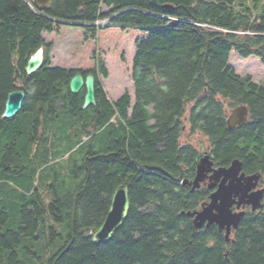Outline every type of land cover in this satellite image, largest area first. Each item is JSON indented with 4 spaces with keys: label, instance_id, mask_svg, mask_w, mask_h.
<instances>
[{
    "label": "trees",
    "instance_id": "trees-1",
    "mask_svg": "<svg viewBox=\"0 0 264 264\" xmlns=\"http://www.w3.org/2000/svg\"><path fill=\"white\" fill-rule=\"evenodd\" d=\"M236 1L51 0L42 11L34 0H0V193L39 159L50 129L59 143L83 131L75 148L83 138V145L102 146L75 165L74 190L61 182L47 203L25 188L15 206L0 205V264H264V215L244 221L235 243L181 215L208 197L206 189L190 193L183 185L203 155L189 142L193 135L208 143L215 166L238 159L264 174V86L229 65L231 52L264 65V10L257 15ZM62 25L101 43L137 34L134 104L128 92L107 99L101 60L90 72L52 67L43 34ZM39 48L42 67L27 75ZM77 73L96 77V104L85 110V91L69 89ZM14 91L25 94L21 111L4 119ZM238 106L247 107L248 121L229 130L226 120ZM121 185L130 200L127 219L109 242L94 244L85 234L101 226Z\"/></svg>",
    "mask_w": 264,
    "mask_h": 264
},
{
    "label": "rangeland",
    "instance_id": "rangeland-1",
    "mask_svg": "<svg viewBox=\"0 0 264 264\" xmlns=\"http://www.w3.org/2000/svg\"><path fill=\"white\" fill-rule=\"evenodd\" d=\"M236 5L254 9V13L257 15L264 10V0H237ZM136 38L135 32L127 31L120 33V36L114 41L101 43L99 38L93 39L90 34L86 36L85 29L66 25L60 26L53 33L43 34L44 41L52 45L49 54L52 67L78 68L90 72L95 70L97 62L101 60L104 62L108 73L106 79L99 75L107 98L113 101L119 95L128 92L132 104H134L132 63ZM229 65L239 77L250 76L255 84L264 86V65L260 59L256 57L244 59L236 52H231ZM49 133H51L49 146L40 150L39 159L30 162L25 171L17 176L16 181L13 180L11 185L5 187V192L0 193L1 206L6 203L10 207L15 206L17 201L19 203V193L25 188L32 190V192L36 190L41 198H46L44 200L47 203L55 198V189L60 192L59 183L61 182H65L69 187H74L72 188L74 190L79 184L78 180L74 179L71 174L75 165H81L89 151L98 152L102 150V146L98 144L99 141H95L94 145H83L87 141L86 138H83L82 143L75 148L76 142L85 134L83 131L77 133L78 140L65 138L66 142L64 143H59L56 140L57 135L54 130L50 129ZM107 133L108 131L105 132V137ZM191 138L189 142L201 150L202 154L209 151L208 143L204 138H200L198 135H193ZM183 140L188 141L187 136H183ZM27 201L30 202L31 197L27 198Z\"/></svg>",
    "mask_w": 264,
    "mask_h": 264
},
{
    "label": "water",
    "instance_id": "water-1",
    "mask_svg": "<svg viewBox=\"0 0 264 264\" xmlns=\"http://www.w3.org/2000/svg\"><path fill=\"white\" fill-rule=\"evenodd\" d=\"M40 10H45L51 0H34ZM44 61V49L39 48L27 61L25 73L27 75L35 74L41 67ZM95 83L96 78L93 74L83 76L77 73L69 83V89L72 94H80L85 91L83 97V109L96 104L95 100ZM25 99V94L22 91H14L8 94L4 107L3 118L13 119L20 111ZM248 121V109L246 106H238L230 111L226 120V125L229 130H234L236 127L244 126ZM243 164L240 160H233L228 167H214V162L208 152H205L199 158L195 176L192 181L185 180L183 185H189L191 192L199 189L202 184L208 181V190L217 189L209 196V201L200 205L198 210L182 212L191 219L195 229L200 230L204 227H217L219 233H224L226 243L230 241L232 229H237L240 220L244 216V212L233 213L234 204L237 208L252 206L253 210L261 207L263 198L262 190L252 192L258 184L260 175L245 177L242 175L238 178L242 171ZM218 184V185H217ZM238 198V202H235ZM130 208V200L128 190L125 185L119 186L110 199V207L108 213L102 222L101 226L96 229H90L85 237L90 238L94 244L109 242L114 234L124 225L127 219Z\"/></svg>",
    "mask_w": 264,
    "mask_h": 264
},
{
    "label": "flooded vegetation",
    "instance_id": "flooded-vegetation-1",
    "mask_svg": "<svg viewBox=\"0 0 264 264\" xmlns=\"http://www.w3.org/2000/svg\"><path fill=\"white\" fill-rule=\"evenodd\" d=\"M91 74H93V73H91ZM93 75H94V74H93ZM94 76H95V75H94ZM236 128H239V127H236ZM236 128H235V129H236ZM182 141H183V142H186V141H184L183 139H182ZM208 150H210V149H208ZM204 153H205V152H204ZM204 153H203V154H204ZM214 167H215V168H218V167H220V166H215V165H214ZM242 175H245V177H250V176H253V175H260V179H259V181H258V184H257V186L255 187V189H253V190L251 191V193H252V192H256V191H260V190L264 191V174H263L262 172H260V171H252V170H249L248 168H244V167H242V171H241L240 175L238 176V178H239L240 176H242ZM194 176H195V175H194ZM193 179H194V177H193ZM193 179H192V180H193ZM192 180H191V181H192ZM207 185H208V181L206 182V184H202V185L200 186L199 189H197V190L194 191V192H196V191H202V189H206V190L208 191V197H207L206 200L202 201V203L209 201V196H210V194L212 193V190H208ZM217 185H218V184H217ZM184 188H185L186 190H189V191L191 190V186H189V185L184 186ZM216 189H217V186L213 189V191H215ZM190 193H192V192L190 191ZM235 202H238V198H235ZM202 203H201V204H202ZM232 211H233V213L244 212V216H243L242 219L240 220L239 225H238V228L235 229V230L232 229V233H231L230 239H231V243H235V241H236V235L238 234L239 227H240L241 225L244 224V221H245V222H249L251 219H253V217H255V218H259V217H261V216L264 215V192H263V198H262V200H261V207H260L259 209L253 210V209H252V206H245V207L242 206V207H240V209H238V208H237V205L234 204V206H233V208H232ZM216 228H217V227H216ZM221 234L224 235V233H221Z\"/></svg>",
    "mask_w": 264,
    "mask_h": 264
},
{
    "label": "crops",
    "instance_id": "crops-1",
    "mask_svg": "<svg viewBox=\"0 0 264 264\" xmlns=\"http://www.w3.org/2000/svg\"><path fill=\"white\" fill-rule=\"evenodd\" d=\"M70 69H78V68H70ZM123 95V94H122ZM122 95H119L118 97H116L114 100H113V102L114 101H116V100H118ZM112 101V100H111Z\"/></svg>",
    "mask_w": 264,
    "mask_h": 264
},
{
    "label": "bare ground",
    "instance_id": "bare-ground-1",
    "mask_svg": "<svg viewBox=\"0 0 264 264\" xmlns=\"http://www.w3.org/2000/svg\"><path fill=\"white\" fill-rule=\"evenodd\" d=\"M212 192H214V191L212 190Z\"/></svg>",
    "mask_w": 264,
    "mask_h": 264
}]
</instances>
